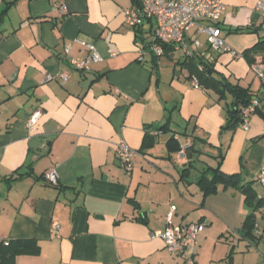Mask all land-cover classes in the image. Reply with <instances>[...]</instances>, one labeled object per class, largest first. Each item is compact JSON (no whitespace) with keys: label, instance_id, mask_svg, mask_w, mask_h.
<instances>
[{"label":"crops","instance_id":"0c3cea01","mask_svg":"<svg viewBox=\"0 0 264 264\" xmlns=\"http://www.w3.org/2000/svg\"><path fill=\"white\" fill-rule=\"evenodd\" d=\"M137 1L0 0V244L37 243V254L17 255L15 264H180L160 237H151L174 205L175 224H204L196 264H264V186L257 179L264 119L253 113L248 129L223 128L229 99L194 87L182 64H210L215 74L255 91L264 83V55L249 65L212 50L193 27L184 35L190 53L170 44L156 57L148 47L153 22L134 29L124 21ZM258 1L264 2L223 0L221 37L236 52L264 36ZM61 4L64 14L55 7ZM77 40L92 42L102 58L88 71L69 65L70 57L87 54ZM62 72L70 74L64 82L55 77ZM166 120L169 129L160 132ZM146 129L153 144L142 148ZM172 135L187 154L167 151ZM121 139L138 151L130 173L115 153ZM218 156L221 170L238 174L239 185L250 182L262 203L247 206L235 186L204 195L196 180L202 164L215 166ZM194 162L202 163L199 175ZM50 168L56 185L44 178ZM250 213L255 240L243 236Z\"/></svg>","mask_w":264,"mask_h":264},{"label":"built area","instance_id":"2783aa9c","mask_svg":"<svg viewBox=\"0 0 264 264\" xmlns=\"http://www.w3.org/2000/svg\"><path fill=\"white\" fill-rule=\"evenodd\" d=\"M59 12L64 14L66 6L64 4L56 5ZM255 10L262 15L261 28L264 31V2L258 1ZM224 12L223 0H138L132 8L124 11V21L130 28H138L145 21L153 22V30L148 47L153 55L159 57L163 54L162 44H174L184 46L187 49L184 35L196 27L197 34H205L209 47L214 51H228L234 57L242 56L241 53L231 49L221 37L220 19ZM87 50L83 57H70L68 59L71 68L79 71H88L93 63L102 60L92 42L77 40ZM195 46L199 45L197 39L193 40ZM67 51V50H66ZM257 71V68H254ZM261 76V73H258ZM61 81H66L69 72L59 73L57 76ZM53 78L47 75L46 79ZM194 87H200L196 77L191 79ZM256 101H252L242 109L243 121L240 123L243 129H248V116L254 111ZM41 116V111L34 110L26 120V127L31 129L35 126ZM115 153L120 161L125 173H130L133 169L134 159L138 151L131 148L123 139L115 143ZM181 147L179 154L184 153ZM44 178L53 185L57 184V176L54 168H50L44 174ZM257 179L264 186V170L260 171ZM175 206L170 205L165 213V226L162 231L152 232L151 237H160L167 251L178 257L180 264H196V254L199 245V235L204 230V224L201 222H189L186 224H175L173 222ZM53 230L57 233L59 224L52 223ZM7 244L8 241H2Z\"/></svg>","mask_w":264,"mask_h":264},{"label":"trees","instance_id":"16d2710c","mask_svg":"<svg viewBox=\"0 0 264 264\" xmlns=\"http://www.w3.org/2000/svg\"><path fill=\"white\" fill-rule=\"evenodd\" d=\"M164 53L168 52L170 43L162 44ZM249 65L255 63V57L257 55H264V36L261 40L257 41L251 48L246 49L241 53ZM155 56V55H154ZM198 63V62H197ZM182 64L189 66L190 75L189 79L196 77L199 85L201 87L213 89L219 99L229 101L224 105L225 111V124L223 128L231 129L240 124L244 117L242 114V109L250 104L253 100L257 102V105L254 108V111L251 113H257L264 119V112L262 111V106L264 105V83H261V86L257 90H252L250 87H243L237 83H231L225 77L215 74L212 65L204 63L202 69H198L195 62L192 61H183ZM261 73L257 68V74ZM262 76V73H261ZM248 118L250 117V115ZM169 129V121L166 120L158 130L160 132H167ZM153 144V136L150 135L148 129H146L143 147H149ZM166 148L169 153H178L181 150L180 142L172 135L166 141ZM189 148L184 150V153ZM216 162L215 166H207L205 170L199 175L196 180V183L203 191L204 195L215 193L217 191L218 185L223 187L235 186L238 188L243 196L244 203L254 208L259 203L263 201L257 199V196L250 185V182L245 184L239 183L238 174H226L221 168V157ZM189 165L184 166L182 172L185 173L189 171V166L191 162H187ZM207 172H209L207 174ZM255 216L253 213L248 214L242 224L243 236L248 237L251 240H255L256 236L253 234ZM39 252V246L34 240L29 239H17L8 241L7 244H0V264H15V258L20 254H37Z\"/></svg>","mask_w":264,"mask_h":264},{"label":"rangeland","instance_id":"374dc122","mask_svg":"<svg viewBox=\"0 0 264 264\" xmlns=\"http://www.w3.org/2000/svg\"><path fill=\"white\" fill-rule=\"evenodd\" d=\"M167 136H160V138L158 139L160 142L163 141V139H165ZM182 148L186 149V147H184V145L182 146ZM198 162H194V165H195V170H197V172L195 171V174L198 173L199 175V170L197 169L198 168V165H197ZM198 164H202V163H198ZM204 168H206V166L204 164H202ZM194 171V170H193Z\"/></svg>","mask_w":264,"mask_h":264},{"label":"water","instance_id":"95a60500","mask_svg":"<svg viewBox=\"0 0 264 264\" xmlns=\"http://www.w3.org/2000/svg\"><path fill=\"white\" fill-rule=\"evenodd\" d=\"M118 162L120 163V161L118 160Z\"/></svg>","mask_w":264,"mask_h":264}]
</instances>
